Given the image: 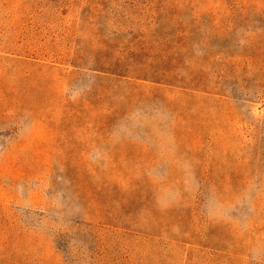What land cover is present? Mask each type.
Masks as SVG:
<instances>
[{"label":"rangeland","instance_id":"374dc122","mask_svg":"<svg viewBox=\"0 0 264 264\" xmlns=\"http://www.w3.org/2000/svg\"><path fill=\"white\" fill-rule=\"evenodd\" d=\"M0 264H264V0H0Z\"/></svg>","mask_w":264,"mask_h":264}]
</instances>
